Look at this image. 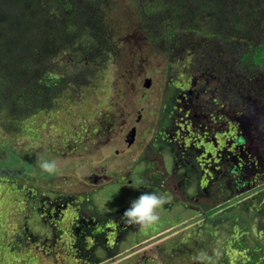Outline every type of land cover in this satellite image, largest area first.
<instances>
[{
	"label": "flooded vegetation",
	"instance_id": "obj_1",
	"mask_svg": "<svg viewBox=\"0 0 264 264\" xmlns=\"http://www.w3.org/2000/svg\"><path fill=\"white\" fill-rule=\"evenodd\" d=\"M160 35L162 32L148 35L145 32L131 31L123 38L122 41L126 44L122 46L119 45L120 39L115 40L116 37L113 34L105 37L103 45L101 44L104 55L107 39L110 37L112 45H115L119 52L120 50L131 52L133 42L141 45L138 54L156 52L161 56L164 70L163 82L162 79L159 82L163 90L160 96L154 93V96L159 99L160 106L156 112V124L150 131L149 137L141 139L145 132V130L140 131L138 127L143 115L142 109L136 110L134 126L128 122L134 114L123 109L121 111L120 107L115 105H113L115 109L112 108L110 111L96 110L95 123L89 128L85 127V133L78 132L76 128L74 129L76 131L72 128L68 129L75 135L72 145L69 146L71 150H85L92 142H95V147L106 146L110 143L109 137L112 133H118L128 149L135 146L136 150L131 165L122 174H114L112 180L115 182L119 178L121 181L116 183H124L129 189L125 193V200H129L127 204L121 205L113 212L97 213L96 204L91 203L92 188L87 184L81 192L73 195L63 194L59 199L63 200L62 204H55V209L57 207L67 209L69 206L68 209L76 214L74 222H70V230H73L72 233L77 234L82 240L66 239L64 243L61 241V244L69 249L73 247L74 254L79 256L75 259L81 258V261L86 264L113 263L114 255L120 253L117 234L124 236L127 232L128 236L140 231L141 226L124 223L121 216L130 206V202L143 192L171 194L172 200L163 206L164 211L180 206L182 210L200 214L207 206L213 207V203H209L211 199H220L216 195L217 190L225 193L229 189L232 193L243 189L249 190L255 185L253 182L257 185L259 183L258 178L254 180L250 178V175L256 171L253 167L247 172L244 171L245 161L248 160L243 156L248 159L250 156L252 159L249 155L252 149L256 160L264 164V73L259 72L258 75H252L253 77L248 74H238L234 72L231 59H229L230 64L224 59V62L218 61L209 65L212 59L204 56L203 46L192 48L188 41H177L174 38L175 34L169 36L165 34L164 37ZM183 35L187 33L180 31L177 37ZM197 35L199 38L201 34ZM199 43H204L203 37L199 39ZM91 52L96 54L94 50ZM186 57L189 58L187 64L184 63ZM105 62H108V59L104 58L101 64ZM189 64L192 67L191 70L188 69ZM178 65H181L180 70L175 68ZM137 67V64L131 61L130 66L124 68L123 76L126 75L124 82L132 84L135 81L133 76L136 75V79L142 77L143 86L149 88L152 79L143 77L144 71L142 72L140 68L136 70L138 73L134 71ZM226 67L230 68L228 84ZM243 77L245 79L241 81L240 78ZM147 78L150 79L149 86L144 85ZM244 81L247 87L246 95L242 96V101L239 103L235 88L237 85L241 87ZM89 83H91L90 86L96 85L94 90L87 91L93 94L98 88L104 87L105 80L103 77L100 82L91 79ZM87 99L86 95L84 98L71 100V106L73 104L75 106L72 107L82 106ZM86 122L88 125V120ZM113 153L118 155L120 152L114 149ZM259 174L261 176L258 177L264 179V173L259 172ZM85 178L93 183L101 180L105 182L103 186L109 182L108 174L103 172V169L101 173L93 172ZM137 181L142 183L137 184ZM62 186L65 187V185ZM89 202L93 205L90 206ZM41 210L44 211L43 208ZM47 211L50 212V209ZM54 214L60 217L55 211ZM51 222L56 221L52 218ZM98 231L104 236L99 241L101 244L94 241L93 236L88 237L91 232ZM56 236L60 237L58 234H55ZM110 236L114 238L110 239ZM99 247H103L107 254L103 253V257L94 254L97 258L92 260L89 253L91 254ZM49 249L54 251L53 246H49ZM45 251L43 249V252ZM65 253L67 255L68 252L65 251ZM81 264L84 263L81 262Z\"/></svg>",
	"mask_w": 264,
	"mask_h": 264
},
{
	"label": "trees",
	"instance_id": "obj_2",
	"mask_svg": "<svg viewBox=\"0 0 264 264\" xmlns=\"http://www.w3.org/2000/svg\"><path fill=\"white\" fill-rule=\"evenodd\" d=\"M115 8L112 0H0V178H14L15 184L20 178L29 177L32 161L26 165L20 152L9 145L14 137L24 133L26 121L39 114L69 111L73 100L84 98L88 90L95 89L96 85L90 86L91 79L101 81L107 65L119 52L110 37L106 54L101 50L105 37H116ZM130 8L134 27H139L132 32L153 35L161 31L160 37L175 34L177 41H188L192 48L203 46L204 56L212 59L209 65L222 59L229 63L231 59L238 74L253 77L264 73V0H130ZM159 22L164 23L162 30L157 29ZM180 31L187 35L177 37ZM201 37L204 43L198 44ZM104 58L108 62L101 64ZM225 72L228 84L230 68L226 67ZM235 90L240 103L246 95V82ZM39 124L33 120L30 132L38 131ZM249 155L253 160L243 156L248 160L244 171L253 167L256 171L250 178H258L262 189L264 179L258 176L259 172L264 173V164L256 160L252 149ZM35 188L23 183L15 189L27 197ZM250 190L233 191L228 197V192L226 195L217 190L220 199H211L213 207L207 206L200 213L206 220L243 219L247 224L257 217V237L245 233L243 238L246 241L245 236L250 237L261 253L253 255L241 240L234 244L239 237L233 239L232 225L233 232L226 238L224 248L231 245L232 250L246 252L233 264H264V245L260 241L264 240V189L250 200L222 210L214 219L209 217L224 208L226 200L234 201ZM69 250L67 255L74 251L73 247Z\"/></svg>",
	"mask_w": 264,
	"mask_h": 264
},
{
	"label": "rangeland",
	"instance_id": "obj_3",
	"mask_svg": "<svg viewBox=\"0 0 264 264\" xmlns=\"http://www.w3.org/2000/svg\"><path fill=\"white\" fill-rule=\"evenodd\" d=\"M112 1L115 2L116 7L113 17L115 23L113 28L117 29L115 40L120 39L119 45L122 46L126 44L122 41L123 38L131 31H138L139 27H134L131 20L130 0ZM163 28V24L159 23L157 29L162 30ZM159 32L161 31H157L156 34ZM132 44L131 52L125 53L120 50L117 56L112 58L103 75L104 87L98 88L93 94L86 92L88 99L82 106L71 107L69 111L63 110L57 114L45 116L39 114L33 118L38 124L40 123L38 131L34 134L31 133L30 128L33 120L26 121L24 133L14 137L10 142L11 148L20 152L19 157L25 161L26 165L32 161V170L28 174L29 177L20 178V180L17 178L15 184L14 178H0V264H81V262L86 264L81 261V258H77L79 261L75 259L79 256L74 255V251L66 257L63 254V250L66 252H70V250L69 247H64L61 241L64 243V240L73 238L79 241L82 238L70 230V222H74L76 214L68 209L69 206L67 209L61 207L55 209V204H62L63 200L59 199L63 194L73 195L76 192H81L85 189L86 184L92 188L90 190L93 193L91 194L93 200L91 203L96 204L97 213L113 212L129 202V200H125V193L129 191L127 186L124 183H116L121 181L119 178L115 182L112 180L114 174H122L131 165L136 151L135 146L128 149L118 133H112L107 147L103 145L95 147V142H92L85 150H71L69 146L72 145L75 135L71 131L69 132L68 128L80 125L77 128L78 132L85 133L84 128H89L95 123L96 110L99 112L110 111L112 108L115 109L113 106L115 105L120 107L121 111L123 109L134 114L131 119H128V122L134 126L136 110L142 109L141 114L143 115L138 127L140 131L145 130L141 139L149 137L150 131L156 124V112L160 106L159 99L154 96V93L160 96L163 90L159 80L162 79L163 82L164 64L158 53L140 52L138 54L141 45L133 42ZM146 47L148 48L147 44ZM188 60L189 58L186 57L184 63L187 64ZM131 61L138 66L134 68V71L140 68L142 72L144 71L143 77L152 79L149 88H145L143 78L137 80L136 75L133 76L135 81L132 84L124 82L126 79V75L123 76L124 68L129 67ZM222 62H224L223 59ZM215 63L217 62L214 61L211 64ZM175 68L180 70L181 65L175 66ZM188 69H192L190 64ZM136 72L138 73V71ZM119 89L121 91H118ZM72 130L76 131L73 128ZM114 149L120 153L114 154ZM42 160H55L57 171L49 174L41 170L40 162ZM16 166L13 165V167ZM26 168L28 169L27 166ZM102 169L108 174L109 180L104 186L105 182L101 180L98 183H93L85 178L89 174L92 175L93 172L101 173ZM23 183L25 187L32 185L36 187L30 192L31 197L22 196L24 192L15 189L18 184ZM62 185L65 187L63 188ZM261 186L263 185L255 184L249 191L250 194L245 193L243 195L246 196H238L234 201L226 200L224 202L227 203L226 206L212 213L209 219H214L224 209L234 208L237 202L250 200L263 191L264 188H259ZM229 193L231 192H228V195ZM91 203L89 202L90 206L93 205ZM47 209H50V212ZM61 210L62 213H60ZM54 211L60 217H57ZM158 215L159 221L147 229L141 227L138 233H131L128 236L127 232L124 236L120 233L117 234L120 253L114 255L111 264H199L193 260V257L200 252H206L212 257L211 262H205V264H233L235 259L239 260L246 253L230 249L231 245L224 248V242L226 238L230 237L233 230H235L233 239L239 237L234 244L241 240V243L247 245L249 252L253 255L258 256L261 253L250 237L245 236L246 241L243 238L245 233L257 237V217H253L249 224L245 223L243 219L213 221L201 218L198 213L182 210L180 206H177L176 209L168 208V211L160 209ZM52 218L56 221L55 223L51 222ZM232 225H234L233 230ZM249 229L250 231H248ZM57 233L60 237H55ZM106 233L108 234V232ZM91 236L98 244H101L99 241L104 238L103 233L99 231L91 232L88 237L92 238ZM113 238L110 236V239ZM260 241L264 245V240L260 239ZM7 243H12V245L9 247ZM61 245L62 247L59 249ZM49 246H53L54 251L51 250L52 248L49 249ZM253 246L256 247L251 249ZM85 248L88 247L85 246ZM43 249L46 251L43 252ZM77 249L82 250L81 248ZM96 249L91 254L89 253L92 260L97 258L94 257L95 255L103 257V253L107 254L103 247ZM216 249H219L222 257L221 255L215 256L214 250ZM86 262L88 263V261Z\"/></svg>",
	"mask_w": 264,
	"mask_h": 264
},
{
	"label": "clouds",
	"instance_id": "obj_4",
	"mask_svg": "<svg viewBox=\"0 0 264 264\" xmlns=\"http://www.w3.org/2000/svg\"><path fill=\"white\" fill-rule=\"evenodd\" d=\"M40 168L44 172L52 174L57 171V163L55 160H42ZM140 183L142 181H137V184ZM171 200V194L160 195L155 192H143L138 198L130 202V206L123 212L121 220L129 225H139L147 229L159 221L158 210L162 209L165 204L170 203ZM214 254L217 257L221 255L219 249L214 250ZM193 260L199 262V264H205V262H211L212 257L206 252H200L193 257Z\"/></svg>",
	"mask_w": 264,
	"mask_h": 264
},
{
	"label": "water",
	"instance_id": "obj_5",
	"mask_svg": "<svg viewBox=\"0 0 264 264\" xmlns=\"http://www.w3.org/2000/svg\"><path fill=\"white\" fill-rule=\"evenodd\" d=\"M149 81H150V79L147 78V79L145 80V82H144V85H145V86H149ZM128 135H130V133H129Z\"/></svg>",
	"mask_w": 264,
	"mask_h": 264
}]
</instances>
